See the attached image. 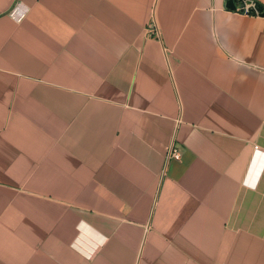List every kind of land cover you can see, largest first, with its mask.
Returning a JSON list of instances; mask_svg holds the SVG:
<instances>
[{"label":"crops","instance_id":"crops-1","mask_svg":"<svg viewBox=\"0 0 264 264\" xmlns=\"http://www.w3.org/2000/svg\"><path fill=\"white\" fill-rule=\"evenodd\" d=\"M224 4L0 0V264H264V16Z\"/></svg>","mask_w":264,"mask_h":264},{"label":"water","instance_id":"water-1","mask_svg":"<svg viewBox=\"0 0 264 264\" xmlns=\"http://www.w3.org/2000/svg\"><path fill=\"white\" fill-rule=\"evenodd\" d=\"M249 5V7H246ZM225 8L239 13L260 14L264 16L262 6L255 0H225Z\"/></svg>","mask_w":264,"mask_h":264},{"label":"built area","instance_id":"built-area-1","mask_svg":"<svg viewBox=\"0 0 264 264\" xmlns=\"http://www.w3.org/2000/svg\"><path fill=\"white\" fill-rule=\"evenodd\" d=\"M181 156L180 151L172 146L168 149V157H173L175 159H179Z\"/></svg>","mask_w":264,"mask_h":264},{"label":"trees","instance_id":"trees-1","mask_svg":"<svg viewBox=\"0 0 264 264\" xmlns=\"http://www.w3.org/2000/svg\"><path fill=\"white\" fill-rule=\"evenodd\" d=\"M262 6V5H261ZM262 10L264 11V6H262Z\"/></svg>","mask_w":264,"mask_h":264}]
</instances>
